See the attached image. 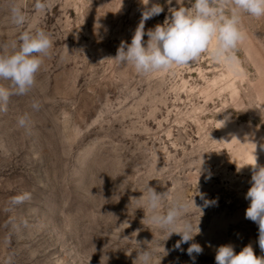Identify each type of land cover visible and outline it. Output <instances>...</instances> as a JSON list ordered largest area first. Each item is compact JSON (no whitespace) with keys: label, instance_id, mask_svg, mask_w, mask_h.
I'll list each match as a JSON object with an SVG mask.
<instances>
[{"label":"rangeland","instance_id":"obj_1","mask_svg":"<svg viewBox=\"0 0 264 264\" xmlns=\"http://www.w3.org/2000/svg\"><path fill=\"white\" fill-rule=\"evenodd\" d=\"M142 2L47 0L36 10V0H0V45L8 46L0 54L18 50L26 30L53 41L32 88L0 111V264H142L136 241L152 252L150 264H193L190 243L203 248L195 264H215L225 244L264 256L258 226L245 218L254 153L264 166V17L242 14L241 74L203 54L145 76L110 59L131 42ZM152 3L164 12L145 31L179 6ZM14 4L22 26L12 22ZM0 87L14 91L9 80ZM148 185L191 205L187 219L200 233L183 251L174 250L178 235L167 239L144 219L143 198L132 199ZM24 192L31 199L13 205ZM199 193L216 203L204 207Z\"/></svg>","mask_w":264,"mask_h":264},{"label":"clouds","instance_id":"obj_2","mask_svg":"<svg viewBox=\"0 0 264 264\" xmlns=\"http://www.w3.org/2000/svg\"><path fill=\"white\" fill-rule=\"evenodd\" d=\"M168 5L172 0H166ZM177 0L178 7H169L162 24L145 31V23L164 12V7L150 0H143L145 5L141 11L140 21L134 30L131 42L121 41L115 57L110 58L122 66H131L136 73L150 75L156 72L169 71L174 68H185L197 62L203 54H210L213 61L223 65L233 74H241L239 61L235 55L238 46L246 39L247 33L242 27V14L260 19L264 17V0ZM36 10H44L47 0H36ZM11 19L17 26L25 23L26 17L20 7H11ZM147 36V41L144 37ZM19 46L14 45L11 54H0V79L12 82L14 91L0 87V111H6V105L11 95H25L34 85L35 77L40 70L43 59L50 55L53 41L43 29L22 31L19 35ZM8 46L0 45V48ZM33 109L40 105L34 102ZM27 117H20L18 124L25 127ZM251 187L245 199L249 206L245 210V218L258 226V245L264 253V166L257 164L254 153ZM204 207L215 204L216 201L205 199ZM144 200L148 215L144 218L149 225L167 233V239L176 234L180 239L174 245V250H181L182 244H189L200 233L199 223L193 225L187 219L191 205L187 200L170 198L167 192H157L148 185L147 195L132 199ZM31 199L28 192L12 198L13 205L22 204ZM169 200L168 210L161 213L162 203ZM196 208L202 212V208ZM137 250V259L142 264H150L152 252L148 247L142 248L141 242ZM203 253L198 243H190L187 248L188 256L195 264L196 256ZM215 264H264V256H257L249 244L238 253L232 244L221 245L216 249Z\"/></svg>","mask_w":264,"mask_h":264},{"label":"bare ground","instance_id":"obj_3","mask_svg":"<svg viewBox=\"0 0 264 264\" xmlns=\"http://www.w3.org/2000/svg\"><path fill=\"white\" fill-rule=\"evenodd\" d=\"M249 157H251V156H249ZM252 157H253V156H252ZM249 159H250V158H249ZM249 161H250V160H249ZM251 163H253L252 160H251Z\"/></svg>","mask_w":264,"mask_h":264}]
</instances>
